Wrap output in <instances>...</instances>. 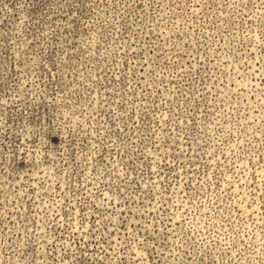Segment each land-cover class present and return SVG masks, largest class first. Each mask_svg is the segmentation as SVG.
<instances>
[{"label":"rangeland","instance_id":"374dc122","mask_svg":"<svg viewBox=\"0 0 264 264\" xmlns=\"http://www.w3.org/2000/svg\"><path fill=\"white\" fill-rule=\"evenodd\" d=\"M0 264H264V0H0Z\"/></svg>","mask_w":264,"mask_h":264}]
</instances>
